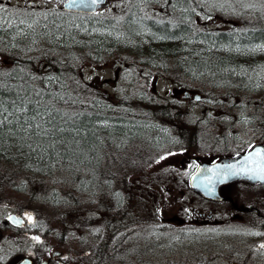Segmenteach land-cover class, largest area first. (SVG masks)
I'll return each instance as SVG.
<instances>
[{
  "label": "rangeland",
  "instance_id": "374dc122",
  "mask_svg": "<svg viewBox=\"0 0 264 264\" xmlns=\"http://www.w3.org/2000/svg\"><path fill=\"white\" fill-rule=\"evenodd\" d=\"M0 2V24L7 25L37 23L45 16H57L60 9L54 0ZM109 2L84 20H108L120 29L123 0ZM170 4L160 0L157 17L171 26L186 22L193 31L210 34L264 30V0H181L174 1L175 10ZM43 42L32 41L15 52L7 45L10 42L0 40V82L18 70L45 89L53 80L47 77L61 70L60 76L65 77L56 90L60 87L57 107L62 113L94 114L109 123L151 118L162 126L154 130L160 134L162 129V135L156 140L135 135L124 140L106 138L88 175L78 180L85 184L82 188L71 182L72 187L65 189L66 174L32 176L0 162V221L10 213L20 215L23 226L16 229V236L24 240L21 247L9 245L5 254L29 246L33 254L61 250L79 264H186L194 253L187 264L198 260L221 264L219 238L193 241L197 233L209 230L195 226L191 216L199 201L184 180L201 158L233 154L241 148L238 145H247L249 135L243 130L264 122V96L245 90L222 95L207 88L185 89L173 58L163 66L156 64L155 71L134 64L127 51L95 55L93 49L67 51ZM250 50L260 55L264 51L261 46ZM181 206L186 211L179 216L193 221L187 239L180 236L186 226L166 223Z\"/></svg>",
  "mask_w": 264,
  "mask_h": 264
},
{
  "label": "trees",
  "instance_id": "16d2710c",
  "mask_svg": "<svg viewBox=\"0 0 264 264\" xmlns=\"http://www.w3.org/2000/svg\"><path fill=\"white\" fill-rule=\"evenodd\" d=\"M86 18L91 16L59 10L57 16H45L37 23H3L0 24V40L10 42L7 45L15 52L24 50L32 41L41 44L43 40L67 51L93 49L95 55L127 51L134 64L155 71L156 64L163 66L173 58L182 72L179 81L185 89L193 91L200 87L202 91L207 88L222 95L256 90L264 95V51L260 55V52L250 50L253 46L264 49V30L210 34L193 31L188 24L169 30L160 25L154 35L145 37L134 32L132 26L123 34V26L113 28L108 20L95 23L84 20ZM182 27L185 29L178 30ZM151 40L156 43H148L149 47L137 45ZM55 67L59 65L55 64ZM53 75L47 77L53 80L45 89L36 83V79L23 76L18 70L11 71L10 76L1 80V163L18 166L32 176L52 178L66 174L69 180L65 189L72 187L71 184L82 188L85 184L79 181L88 175L106 138L124 140L135 135L156 140L162 135V129L160 134L154 131L162 126L151 118L140 122L118 119V122L109 123L94 114L62 113L57 107L60 106L57 96L60 87L56 90V86L65 76H60L61 70H56ZM253 79L257 81L256 85L251 82ZM165 116L162 114V118Z\"/></svg>",
  "mask_w": 264,
  "mask_h": 264
},
{
  "label": "flooded vegetation",
  "instance_id": "af4514ba",
  "mask_svg": "<svg viewBox=\"0 0 264 264\" xmlns=\"http://www.w3.org/2000/svg\"><path fill=\"white\" fill-rule=\"evenodd\" d=\"M27 1V0H24ZM51 2L53 0H37ZM62 8L67 0H54ZM160 0H123V34L128 32V27L132 26L134 32L142 33L149 37L154 35L160 23L157 17V5ZM167 1V0H161ZM170 6L174 7V1L169 0ZM1 3V2H0ZM109 0L99 7L94 15L103 8L109 5ZM7 4L3 5L1 9L6 8ZM63 11V10H62ZM82 15V14H78ZM77 15V16H78ZM84 15V14H83ZM126 36V35H125ZM148 43H156V41H146L137 44L142 47H149ZM134 45V44H132ZM186 94V93H184ZM186 100L188 96L185 95ZM174 106V105H173ZM171 106L172 108H174ZM171 109L170 111H172ZM254 123V122H252ZM237 131V135H239ZM244 135H249L246 139V146H240L236 153H227L201 158L187 179L184 180L185 186L189 191L196 196L199 201V208L194 209L191 218H195V226L199 228H208L209 231L197 233L198 236L193 238L202 239L211 237L212 239L219 238V247L217 255L221 264H264V248L260 245L264 244V179H242L233 180L219 185L214 197H203L193 193L189 187V177L193 174L197 165L200 162H213L220 157H229L236 155H246L251 146L261 145L264 146V122L259 125L250 126L243 130ZM259 149H263L259 147ZM216 156V157H215ZM189 208V207H187ZM171 213V218L166 220L168 225L172 223L179 225L183 228L181 233L182 239L191 237L188 227L191 226V218L179 216L183 211H186L184 206H181ZM11 215L20 216L15 213H10L0 221V264H19L23 260H28L30 264H79L76 257H70L68 254L63 253L61 250H51L33 254L31 248L25 247L23 251L18 253L5 254L9 245L14 247L16 244L22 246L24 241L22 238L16 236V229L23 226L21 221L20 226H15L8 221ZM197 216V217H195ZM175 220H178L177 224ZM174 229V228H172ZM189 236V237H186ZM211 252V250H210ZM188 256L186 264L190 261L192 256ZM198 256V255H197ZM196 256L197 259H199ZM204 260V259H202ZM184 262V263H185ZM198 264H206L198 260Z\"/></svg>",
  "mask_w": 264,
  "mask_h": 264
},
{
  "label": "water",
  "instance_id": "95a60500",
  "mask_svg": "<svg viewBox=\"0 0 264 264\" xmlns=\"http://www.w3.org/2000/svg\"><path fill=\"white\" fill-rule=\"evenodd\" d=\"M105 3V0H97L95 4L91 2V0H67L63 4V9L68 12L74 13H85L92 14L99 7H101ZM195 99H198L195 96ZM264 146L261 145H253L246 155H237L228 158H220L216 159L214 162H200L193 174L189 177V186L190 189L202 194L211 197V195L216 194L217 187L226 182H230L233 180L240 179H255L261 181L259 175L255 174L251 169L255 166L252 164L247 165L248 171H241L240 167L244 161V158L249 155V153H254L255 149ZM235 165V168H231L230 166ZM21 218L19 216L11 215L8 217V221L15 225H21ZM19 264H30L29 259L21 261ZM43 264V263H42Z\"/></svg>",
  "mask_w": 264,
  "mask_h": 264
},
{
  "label": "snow or ice",
  "instance_id": "6c2138e0",
  "mask_svg": "<svg viewBox=\"0 0 264 264\" xmlns=\"http://www.w3.org/2000/svg\"><path fill=\"white\" fill-rule=\"evenodd\" d=\"M93 4L97 2V0H91ZM23 22V21H22ZM252 164L255 167L251 169L255 174L259 175L260 178L264 179V149H255L254 153H249L248 156L244 158L242 166L240 167L241 171H248L247 165ZM231 168H235L236 166H230ZM31 219V217H29ZM38 239V238H34ZM260 247L264 248V244L260 245Z\"/></svg>",
  "mask_w": 264,
  "mask_h": 264
},
{
  "label": "bare ground",
  "instance_id": "6f19581e",
  "mask_svg": "<svg viewBox=\"0 0 264 264\" xmlns=\"http://www.w3.org/2000/svg\"><path fill=\"white\" fill-rule=\"evenodd\" d=\"M171 9H173V10H175L176 9V7L174 6H171L170 7ZM185 18V17H184ZM158 23H160L159 24V26L161 25V26H165L168 30L169 29H171V28H173V27H175V26H179V25H187L188 23H186V22H182V23H178V24H176V25H170V24H168V23H165V22H162V21H159ZM159 26H158V28H159ZM185 28L184 27H182V28H180V29H178V30H184ZM158 30V29H157Z\"/></svg>",
  "mask_w": 264,
  "mask_h": 264
}]
</instances>
